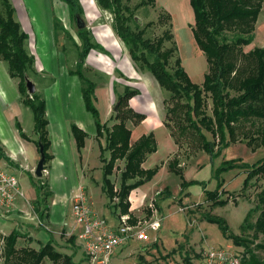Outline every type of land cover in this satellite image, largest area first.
<instances>
[{"label": "trees", "instance_id": "1", "mask_svg": "<svg viewBox=\"0 0 264 264\" xmlns=\"http://www.w3.org/2000/svg\"><path fill=\"white\" fill-rule=\"evenodd\" d=\"M68 9L71 18L75 14L82 15L83 9L79 0H60ZM132 0H95L97 6L112 16L111 27L115 35L122 41L127 49L130 59L140 72L149 73L157 84L170 93L169 100L172 105L167 107L164 116V126L170 132L175 144L180 146L182 138L189 139L197 144L210 160L217 157L224 148L235 144L237 139V126L251 119L264 120V47L254 48L244 53L242 48L249 46L254 38V27L262 10L264 0H189L194 12L195 25L192 28L195 43L205 56L207 72L201 86H195L184 72L181 60H174L175 69L167 70L169 60L176 52L175 47L164 48L167 41H171L172 35L169 31L164 32L157 39L149 40L144 37L145 29L139 30L134 12L139 8L153 5L156 0H141L135 6L130 7ZM14 9L7 0H2V11H0V61L6 62L8 75L18 80V90L23 97L22 104L31 110L33 116V131L37 137L35 145L38 150V140L44 146L45 163L49 160L47 150L49 147L45 117V101L38 94L29 96L26 93L24 76L34 70L35 58L25 50V42L28 35L22 31L20 24L14 19ZM135 24V29L131 24ZM55 29L58 21L55 19ZM78 37L81 40V49L78 53V62L75 69L70 73L79 78L82 87L81 94L86 110L92 115L96 127V136H105V147L101 149L100 161L102 166L101 190L110 201L118 199L116 210H110L118 219V215L129 213V194L145 182L150 181L157 173L158 167L149 170L142 169L141 165L148 154L156 152V141L153 133L141 136L135 143L130 145L131 131L127 128V121L134 126L138 125L145 117L143 114L132 110L128 101L139 95L136 89L124 88V93L117 96L118 108L115 120L117 123L108 128L101 124L98 111L94 105L95 83L83 74V63L90 50L108 55L102 45L96 43L89 31L80 29ZM231 93L236 95L232 96ZM211 101V115L205 112L206 100ZM173 122V126L170 125ZM171 127H176L179 135H176ZM16 128L22 138L27 139L20 125ZM70 131L74 136L76 148L79 151L84 146L86 134L77 126L72 124ZM211 135L208 139L205 133ZM247 137V136H245ZM246 146L250 149L264 147V126L257 132V136L248 138ZM109 152V159L103 157L102 151ZM117 160L124 161V167L120 173V184L114 189L110 177ZM0 161L10 164V159L0 147ZM239 159L223 161L215 172L216 187L212 191L206 189L202 183L201 188L206 201L211 202L212 207L223 206L229 199H221L219 190L223 194V181L220 175L228 170H243L246 174L242 189L246 188L253 179L264 178V157L255 163H238ZM44 163V164H45ZM169 171L180 180V192L196 183L186 181L183 170L180 169L177 159L168 164ZM31 185L35 190L36 199L32 202L33 210L39 221L48 217V205L41 201L52 195L49 186L43 179L36 183L32 180ZM129 181L133 183L128 184ZM45 189V192L42 190ZM158 195H161L159 193ZM170 198L167 194L158 197V200ZM257 207L250 209L240 231L251 229V238L243 235H234L224 220L210 213L204 214L202 220L216 224L222 236L228 239L237 248H242V264H264L255 251L264 253L263 244H254L255 239L261 235L264 237V189L257 194ZM157 204V203H156ZM158 210H161L157 206ZM43 210L46 212H43ZM258 210V215L252 225L248 224L250 214ZM136 223L135 219L130 220ZM116 226V225H115ZM113 226V227H115ZM45 230V229H44ZM48 240L40 244L38 250L16 247L17 239L22 235L14 230L7 236L2 237L3 258L6 264H42L48 259L52 264H79L74 261V254H65L57 251L53 235L46 231ZM68 242L76 243L74 236L69 237ZM155 246V244H153ZM251 246H253L251 248ZM76 249V248H75ZM121 250V249H120ZM184 264H192L185 257Z\"/></svg>", "mask_w": 264, "mask_h": 264}, {"label": "rangeland", "instance_id": "2", "mask_svg": "<svg viewBox=\"0 0 264 264\" xmlns=\"http://www.w3.org/2000/svg\"><path fill=\"white\" fill-rule=\"evenodd\" d=\"M7 1L12 5V2L17 3L22 0ZM23 1L29 13L32 30L36 31L35 27H37L38 23L41 28V33H39L41 36L37 34L38 42H35L36 36L31 34L30 37V34L28 33L29 40L28 42H25V50L28 54L34 56L35 61L37 56L47 66V69L45 68L47 74L40 75L36 73L34 69L28 73V77H30L35 83L36 94L41 97H48V104L52 108V111L59 116L58 108L54 103L60 102L61 105H63L65 104V101L67 102L69 99L67 95L69 88L64 82L63 72L66 69L75 68L74 63L78 59L77 54L81 49V40L78 37L79 29L77 28L75 19L71 18L70 21L69 19L67 20V6L60 0H46L47 5L50 6L47 10H44L43 7V2H45V0ZM140 1L141 0H132L129 5L130 7H133ZM79 3L83 8V13L80 15V19L84 24L83 29L89 31L93 40L104 46L108 51V55L102 54V56H100L104 62L100 69L96 70L99 72L104 71V74L106 75L107 73L108 75L110 74L109 77L115 81L114 89H116L117 93H120V95L124 93V88L128 87L130 89L138 90L139 94L142 93V95L149 93L152 100H154L146 103L145 101H139L143 100V98H141L134 104L133 109L147 113L149 116H154V114L149 113L146 110H152L154 113L158 111V114L161 116L163 108L164 113H166L165 109L172 105L169 100L170 93L161 88L149 73L140 72L132 60L129 59L126 47L112 30V16L108 12L101 10L97 6L95 0H79ZM0 11H2V0H0ZM44 13L46 16H44ZM50 16L53 18L52 24L54 26V32H56L55 40L50 31ZM59 17L64 20L66 19L63 21L66 30H64L60 24H58V28L55 29V19ZM45 18H47L48 21H44ZM133 18L136 20L139 30L145 29L144 37L146 39L153 41L162 36L164 32L169 31L172 35V39L171 41L165 42L163 47H175L176 52L169 60L167 70L172 72L175 69L174 60L179 58L181 60V66L191 83L195 86H201L203 84L204 75L207 72V63L203 53L198 52L199 49L196 46L192 34V28L195 25V16L189 0H156L153 5H148L135 11ZM131 26L135 29V24L132 23ZM254 34L255 38L253 42L249 46L242 48L244 53H247L254 48L264 47V4L254 27ZM64 57L65 61H67L66 64L62 62ZM125 57L130 60V64L135 73L129 71L130 66L128 64L124 65L126 64L125 61H127ZM1 65L7 71L6 62L1 61ZM86 65L90 69H87L89 71H85V76L87 75L90 80L96 81L92 75V69L94 67L89 64ZM116 68L124 69L123 71H125L124 73L126 76H124L123 72L116 70ZM105 71L107 73H105ZM3 75L4 73L2 74L0 71V86L5 91L6 100L10 99L11 101L6 103L8 106L5 107L6 109L2 107L3 105H0V112L1 110L15 112L23 132L26 135H32L33 137L35 133L33 131L32 112L30 109L24 108L25 106L22 104V96L17 99L14 87L8 88L6 81L2 80L4 78ZM104 80L106 79L104 78ZM13 82L14 84H17L18 80L15 79ZM79 84L82 87L81 82H78V86ZM74 88L73 91L78 90L77 86ZM72 94L74 96L76 95L75 93ZM231 95L234 96L236 94L231 93ZM16 99L18 100L17 104L19 106L21 104L24 106L19 108L17 112L18 105L12 104V100L14 102ZM71 99L74 100V102H72V109L74 111L73 115L77 116L79 113L77 112L78 106L76 102L78 103L79 101L80 104L81 98L75 96ZM205 100V112L208 115H211V101L209 98ZM8 114L5 112V122L7 125L10 120H7V116L9 118ZM115 114L116 112H114V115ZM51 119L56 120V117H51ZM172 123L173 122H170V125L173 126ZM110 124L111 123H109V125ZM127 124L130 126L133 125L129 121H127ZM263 126L264 120L257 119H251L240 123L236 127L238 141L235 144H231L224 148V150H222L217 157L213 158V160L209 159L208 155L202 151L199 144L186 138H182L176 154L171 157V159L166 158V154L161 152L158 158H160L159 164L163 163L162 170L160 171V167L157 166L160 172L156 179L145 182L139 186L145 191V198L147 200L140 207L135 208L133 211L131 210V217L135 219L136 224H140L142 227L146 228V233L149 235V241L146 243L130 242L121 250L116 249L111 264H184L183 259L185 257L189 258L192 264H205V253L211 248L221 249L223 251L229 249L232 251L229 252L230 255L238 253L242 256L243 249L235 247L230 240L225 239L222 236L219 227L216 224L202 220V216L210 213L213 216L219 217L226 222L230 233L234 235H243L250 239L252 236L251 229L246 228L242 233L240 231V225L243 223L249 210H254L257 207V194L264 189V178H255L249 182L246 188L242 189L246 176L245 172L243 170L225 171L220 175V179L223 181V191L225 190L227 194L224 195L223 192L219 190V195L221 199L228 198L229 201L223 206L212 207L211 202L206 201L205 196H201L200 192L196 191L198 190V187H201L199 185L202 183L206 184V189L208 191L215 189V172H217V169L223 161L239 159L241 162L238 163L252 164L263 158L264 147H256L253 150L248 148L245 144L246 141H248V138L257 136V132ZM12 128L18 133L17 129L14 128V125H12ZM171 128L176 135H179V131L176 127ZM139 130H142V128H139ZM205 135L208 139H212L209 133H205ZM33 139V142L35 143L37 140L36 135ZM99 139H101L104 148L106 143L105 136L103 135L99 137ZM102 152L103 157L108 160L109 152L106 150ZM173 159L178 160L180 169L183 170L185 180L196 183L192 186L197 190L195 191L192 187L193 191L192 189L191 191H188L190 194H188L187 200H185V196H182L180 192L179 178L170 171V174H168L169 176L166 175L165 168L167 170L169 162ZM121 161L123 160H117L114 163L112 171L113 177L110 179L111 182L113 181V185L119 183L118 178L121 173ZM5 163L6 162L3 161L4 165ZM33 167H35V164ZM8 169L18 178L20 189L23 190L24 195L29 199L32 196L30 176L26 173H19L18 171L11 170V168ZM41 179L46 181L45 178ZM37 180L38 179L33 176V181L35 183ZM72 184L73 179L64 181L62 180V175H60L59 180L56 177L55 179H50L49 185L56 203L53 205L51 203L49 204L50 197H48L45 202L41 201V210L43 209V204H49L48 217L45 219L43 217V220L41 221L42 225L47 224L51 229L62 227V229L58 230L57 234L55 233V237L58 241H55V249L57 251L69 255L75 253L74 261L79 264H86L83 252L77 245V242L74 245L68 242L70 236L68 234V229L66 228H68V226L73 227L74 225L71 216L69 197L66 201L65 198L66 194L71 189ZM95 184L99 187V183ZM163 185L165 187L160 190L161 195H153L155 190ZM45 191V189L42 190V192ZM167 191L170 198H166V200H158V197L166 195ZM99 197L106 202L105 209L102 206V201ZM103 197L104 196L100 194L92 196L98 214L107 217V209L109 211L113 209L118 211V208L115 207L118 202L117 198L109 201L107 198L105 200ZM61 198L64 200L61 201ZM157 206H159L161 210H158ZM99 209L102 211L100 212ZM43 212L45 211L43 210ZM109 213L111 214V212ZM111 215L112 217H115L114 214ZM153 215H155L154 219H152ZM257 215L258 210H255V212L253 211L250 214L247 223L252 225ZM156 217L160 218L162 221L161 228L157 233H153L147 228V225L149 222L155 220ZM40 227L44 228L43 226ZM2 237L4 236L0 234V264H6L2 253ZM20 238H22V242L19 245L17 244L18 249L28 248L38 250L40 248L38 244L28 241L25 234H22ZM153 244H155V246H153ZM254 244L264 245V237L259 235L255 239ZM252 247L253 246H251V248ZM255 254L259 259L264 261L263 252L257 250L255 251ZM42 264H52V262L48 259H44Z\"/></svg>", "mask_w": 264, "mask_h": 264}, {"label": "crops", "instance_id": "3", "mask_svg": "<svg viewBox=\"0 0 264 264\" xmlns=\"http://www.w3.org/2000/svg\"><path fill=\"white\" fill-rule=\"evenodd\" d=\"M11 6L14 9V14H13L14 19L20 24L22 31L25 32L27 35L29 33L30 37H31V34L36 36L35 42H38L37 34L40 35L39 33H41L40 25L38 23L37 27H35L36 31L32 30V24L30 21L29 13H28V10L26 9L24 1L22 0L17 3L12 2ZM43 7H44V10H47L48 8H50V6L47 5L46 0L45 2H43ZM66 15H67V20L69 19L70 21L71 17L68 12V9H67ZM44 16H46L45 13H44ZM56 20L58 21V24H60L61 27L64 30H66L65 23L63 22L66 19L64 20L63 18L59 17V18H56ZM44 21H48V19L45 18ZM49 21L51 23L50 31L53 34V39L55 40L56 32H54V26L52 24L53 18L51 16L49 18ZM28 40H29V35H28V39L26 40V42H28ZM198 52H201V51L199 50ZM100 56H102V53H99L95 50H90L87 57L85 58L82 68H83V74L85 76V71H89L87 69H90L87 67L86 64H89L90 66L94 67L92 69L93 70L92 75L94 76L96 81L91 80L92 82L94 81L96 85L94 89V98H95L94 105L98 111L100 123L106 124L108 128H111L113 124L117 123V121L115 120L113 108L116 104L117 96L120 95V93H117V90L114 89L115 81L109 77L110 74L108 75V73L105 71V73H107L106 75L104 74V71L99 72L96 70V69H100V67L102 66L104 62L102 61ZM128 57L130 59L129 55ZM126 58L127 57H125V59ZM129 59H126L127 61H125L126 64L124 65L128 64L130 66L129 68L131 69V70L129 69V71L135 73L134 69L132 68L130 64L131 59L130 60ZM62 62L65 64L67 63V61H65V57L63 58ZM77 62H78V59L75 61L74 65H76ZM45 68L47 69L46 64L39 57L36 56V61L34 63V69L36 73L40 75L45 74V73L47 74ZM74 69L75 68L66 69L63 72L64 82L65 84L68 85V88H69L68 94H67L69 99L67 102L65 101V104L63 105H61L60 102L54 103V105H56V107L58 108L59 116L56 115L52 111V108L48 104L49 98L42 96L45 101V117L48 122L46 126V130H47L48 140H49V147L47 150V154L49 155V160L44 164V171H43L44 177L43 178L46 179L49 189H50V185H49L50 179H55L56 177L59 180L60 175H62V180L64 181L73 179V184L71 186V189L66 194L65 201L69 197V203L71 204L74 196H76L79 193H83L84 195H86V197L88 196L87 197L88 200L92 203L94 210L98 214V211L95 208L96 205H95V202L93 201L92 196L100 194V195H103L104 196L103 198H105L106 200V197L102 193V190H101L102 163L100 161V155H101V149L103 148V146H102L101 139H99L96 136L97 134H96V127H95L94 119L92 115L85 108L84 101H83L82 94H81V86L80 84L78 86V82H80V80L77 76L72 75L70 73V71ZM116 70L123 72L124 76H126V74L124 73L125 71H123L124 69L116 68ZM0 71L2 72V74L4 73L3 75L4 78L2 80L6 81L8 88L14 87V91L16 92V96L18 99L21 96L18 90V83L14 84L13 80L15 79H12L9 77L8 70L6 71L5 68L2 67L1 61H0ZM85 77L88 78L87 75ZM104 78L106 80H104ZM11 82L13 83V86ZM75 86L78 87L77 91H73V89H75L74 88ZM72 93H75L76 94L75 96L77 98L79 97L81 98V102H80L81 105L79 104V101L78 103L76 102L79 108V110L77 108V112L79 113V114L77 113L78 114L77 116L73 115L74 111L72 109L73 108L72 102H74V100H72L71 98H74L75 96ZM150 96L151 95L149 93H145L144 95L140 93L139 95L134 96L129 100L128 102L129 107L135 112L143 114L145 118L138 125L130 126L129 124L126 123V126L131 131L130 145L135 143L141 136L148 135L149 133H153L155 141H156L157 150L156 152L152 154H148L146 156L141 167L144 170H149V169H152L158 166L160 167L159 170L161 171L163 163L159 164L160 158H158V156L161 154V152H164L166 154L165 156H167L166 158L171 159V157H173L176 154L178 150V146L175 144L174 139L170 135V132L163 124L164 116H165L163 108H162L161 116L158 114L159 113L158 111L154 113L152 110H146L149 113L154 114V116H149L147 113L141 112L140 110H137V109H133L134 104L141 98H143V100H139V101H142V102L145 101L146 103H149L150 101H154L152 100V97ZM17 99L15 100L16 103L15 101L13 102L12 100V104L18 105ZM10 101H11L10 99L6 100L5 91L0 86V105H3L2 107L4 108L8 107L6 103L7 102L9 103ZM21 107H24V106H22V104L20 106L18 105L16 112ZM5 112L6 114L9 113L8 114L9 118L7 116V120L10 119L8 122V125L5 122V118H6ZM51 117H56V120H52ZM16 123H18L21 128V124L17 120V115L15 114V112L1 110L0 112V147L3 149L5 155L10 159L11 162L8 165L6 163L4 165L3 161H0V164H3L7 170H9L8 168H11V170L18 171L19 173H26L29 176H34L33 171L35 167H33V165L35 164L36 166V163L39 159L37 147L35 143L33 142L34 140L33 137H35V135H33V137L32 135L28 136L23 132L21 128L22 132L24 133L27 139L22 138L19 134L18 129L16 128ZM109 123L111 124L109 125ZM72 124L77 126L87 135L84 140V146L79 151L76 148L74 136L72 135L70 131V126ZM12 125H14V128L17 129L18 133H16V131L13 130ZM139 128H142V130H139ZM121 164L122 165L120 166L122 170L124 167V161H121ZM159 170L153 176L151 180L156 179V177L158 176L160 172ZM9 172L12 173L10 170ZM165 172H166V175L169 176L168 174L170 173H169L168 166H167V170L165 168ZM112 177H113V174L111 175L110 179H112ZM118 179H119V183L114 184L115 190L119 188L120 176ZM95 183H99V187ZM130 183H133V181L128 182V184ZM163 187L165 186L163 185L162 187L157 188L155 192L153 193V195L159 194L160 190ZM192 187L193 186L188 187L186 191L182 194V196H185V200L188 199L187 196L188 194H190L188 193V191H191V189L193 191L194 187L193 188ZM21 191H22V197L17 196L14 200L13 205L9 209L0 207V234L3 236H7L12 231L16 230L21 235L25 234L28 238L27 239L28 241H31L40 246V244H45L47 242L48 234L46 231H48V232H51L54 240L58 242L55 237V233L57 234L58 230L62 229V227L51 229L49 226H47V224L42 225V223L39 221L37 215L35 214L33 210L32 202L36 199V193H35L34 188L31 187L32 196L29 199L24 195V192L22 189ZM196 192H200L201 196L204 195L201 187H198V190ZM145 197H146L145 191H143L141 187H138L132 190L128 197V201L130 203L129 213L124 214V215H118V219L121 216H127L130 222L132 218L131 212L135 208L140 207L141 205L144 204V202L147 200ZM60 200L62 201L64 199L61 198ZM100 200L102 201L101 204L105 209L106 202H104V199L102 200L100 198ZM50 203L52 205L56 203L53 198V193L50 196L49 204ZM49 204H48V209H49ZM99 211L101 212L102 210L99 209ZM107 211H108L107 217H105L104 215H100V214L98 215L106 219L107 222L111 226L117 225L118 219L112 217L108 209ZM154 217L155 215L152 216V219H154ZM40 226H43L44 228ZM66 229H68V232L70 233L68 234L70 235V237L71 236L76 237V234L79 232V227L74 228V227L68 226V228ZM21 242H22V238H18L16 242V247H17V244L19 245Z\"/></svg>", "mask_w": 264, "mask_h": 264}, {"label": "built area", "instance_id": "4", "mask_svg": "<svg viewBox=\"0 0 264 264\" xmlns=\"http://www.w3.org/2000/svg\"><path fill=\"white\" fill-rule=\"evenodd\" d=\"M17 196L22 197L18 178L0 164V207L9 209ZM73 227H79L76 234L77 245L83 252L86 264H111L114 251L120 250L130 242L146 243L149 235L140 224H131L127 216H121L115 227L97 214L86 195L79 193L71 203ZM161 219L148 223L147 228L157 233ZM70 234V233H69ZM70 236V235H69ZM229 249L211 248L205 253V264H241L240 254L230 255Z\"/></svg>", "mask_w": 264, "mask_h": 264}, {"label": "water", "instance_id": "5", "mask_svg": "<svg viewBox=\"0 0 264 264\" xmlns=\"http://www.w3.org/2000/svg\"><path fill=\"white\" fill-rule=\"evenodd\" d=\"M76 25H77L78 29H82L84 27L82 21L79 18H77V20H76ZM24 83H25L26 93L29 96L36 93L35 83L27 75L24 76ZM117 108H118V103L115 104L113 111L116 112ZM37 146H38L39 159H38L36 166L34 168L33 175L37 179H41L44 176L43 171H44V163H45L46 158H45V153H44V146L40 140H38Z\"/></svg>", "mask_w": 264, "mask_h": 264}, {"label": "flooded vegetation", "instance_id": "6", "mask_svg": "<svg viewBox=\"0 0 264 264\" xmlns=\"http://www.w3.org/2000/svg\"><path fill=\"white\" fill-rule=\"evenodd\" d=\"M77 18H79L80 19V14H75V16H74V19H75V22H76V20H77ZM81 20V19H80ZM82 21V20H81ZM83 23V22H82ZM84 25V24H83ZM83 29V28H82ZM80 30V29H79Z\"/></svg>", "mask_w": 264, "mask_h": 264}]
</instances>
